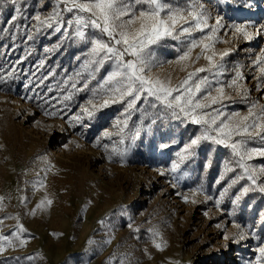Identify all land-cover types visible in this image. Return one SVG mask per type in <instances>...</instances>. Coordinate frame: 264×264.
I'll return each instance as SVG.
<instances>
[{
    "label": "rangeland",
    "instance_id": "1",
    "mask_svg": "<svg viewBox=\"0 0 264 264\" xmlns=\"http://www.w3.org/2000/svg\"><path fill=\"white\" fill-rule=\"evenodd\" d=\"M203 2L213 17L223 15L229 24H264V0H246L250 7H239L242 0H233L231 7L226 0ZM44 3L48 4L47 8L42 7ZM48 11H51L50 0H26L25 16ZM26 23L35 22L21 21L23 51L14 62L25 56L26 59L19 65L13 62L11 69L17 68L16 75L8 84L0 85V197L4 198L0 231L10 235L17 221L8 217L19 216L25 228L22 238L26 244L20 246L16 242L13 247H6L0 252V264H107L114 255L126 258V264H245L254 260L255 249L264 241L261 223L264 193L250 191L234 204L236 195L250 184L245 179L228 190L219 207L215 205L230 178L242 174L239 168L225 173L226 162L229 167H235L231 149L202 141L195 148L192 160L181 164L176 173L169 172L172 162L179 160L176 154L199 135L200 126L183 117L176 119L159 103L156 108L145 104L147 117L141 123L140 113L133 116L129 122L133 131L125 144L119 146L129 149L126 161L121 163L115 156L110 161L113 141L119 137L110 140L102 134L105 130L115 131L112 124L122 106L110 105L91 121L85 118L84 123L90 124L88 128L69 124V117L79 111L85 94L76 97L70 110L66 108L57 116L45 115L46 110H55L53 105L55 108L62 105L50 99L59 96L58 91L48 93L45 86L36 87L39 78L54 70L56 76L49 77L45 81L47 85L74 74L81 63L76 57L86 48L61 41L60 35L50 30L37 33L34 40L28 41L23 30ZM223 31L222 39L228 42L218 44L217 48L234 49L227 59L250 67L251 59L264 48V35L245 41L242 37L224 36ZM12 48H16L14 44ZM45 48L52 51L45 52ZM31 51H35L34 58L28 55ZM155 52L162 63L150 75L161 80L170 77L173 84L178 83L186 73L179 65L169 63L177 56L175 42L168 40L155 47ZM41 60L44 67L37 72ZM205 64L201 59L195 67ZM245 73L246 83L253 89L255 73L248 67ZM104 75L102 69L97 80ZM95 84L93 81L92 86ZM251 95L258 98L260 93L253 90ZM246 107L238 101L229 104L228 110L244 112ZM134 125L140 128L133 139ZM97 139L101 145H109V152L94 146ZM250 163L264 166V158L254 157ZM162 170L164 175L160 174ZM221 175L225 179L217 184ZM40 179L44 186L34 189L33 185ZM193 188H202L203 192L193 197ZM45 195L52 201L51 205L31 215ZM205 195L213 199L205 202ZM21 197L27 199L22 202ZM193 199L196 203H192ZM235 223L241 224L246 234V239L238 243L224 239V235L231 237L238 231ZM153 232L159 234L155 240L163 250L153 245ZM89 240L95 243L89 244Z\"/></svg>",
    "mask_w": 264,
    "mask_h": 264
},
{
    "label": "snow or ice",
    "instance_id": "2",
    "mask_svg": "<svg viewBox=\"0 0 264 264\" xmlns=\"http://www.w3.org/2000/svg\"><path fill=\"white\" fill-rule=\"evenodd\" d=\"M5 2L6 0H0V5ZM7 2L11 5L12 14L5 20L9 27H0V35L7 34L15 41L16 33L22 27L20 22L31 20L35 23L23 24L28 41L34 40L37 33L50 30L52 34H59L61 41H71L86 48V51L76 57L81 63L79 70L74 74L47 85L45 81L56 76L54 70L39 78L36 87L45 86L48 93L58 91L60 95L50 99L62 105L61 108H55L53 105L55 110H46L45 115L57 116L66 108L70 110V104L76 102V97L85 94L86 99L79 105V111L69 117V124L72 127L80 124L88 128L90 124L84 123L85 118L94 120L101 110L113 104H120L122 111L112 124L115 131L105 130L102 135L110 140L114 136L119 137L113 141L108 159L111 161L115 156L123 163L127 159L129 149L119 146L125 144L129 132L133 131L129 128V122L136 113H140L142 123L148 115L143 105L156 108L159 103L176 119L183 117L185 121L200 126L199 135L192 138L176 154L179 160L172 162L169 172L176 173L181 164L195 157V148L202 141H210L231 149L235 167H229L226 162L225 173L235 172L237 168L242 170V174L230 178L227 187L221 191V199L215 200L217 207L228 190L241 180L246 179L250 184L236 195L234 204L250 191L264 193V166L250 163L254 157L264 158V103H261L264 100V48L251 59L250 67L238 62L232 63L227 59L234 49L217 48L218 44L228 42L222 39L223 30H231L223 31L224 36L242 37L245 41H251L264 35V24H229L223 15L217 14L213 17L203 0H50L51 11L36 12L31 16L24 15L26 0ZM226 2L231 7L233 0ZM42 7L47 8L48 4L44 3ZM239 7L250 5L246 0H242ZM13 28L16 32H13ZM168 40L175 42L177 53L175 60L169 63L179 65L181 71L186 73L176 84L172 83L170 77L161 80L150 75L152 69L162 63L156 56L155 47L165 44ZM44 50L52 51L49 48ZM30 54L29 52L28 55ZM3 55L6 53L0 52V56ZM24 59L26 56L14 64L19 65ZM201 59L205 60L206 64L195 67ZM44 63L43 60L39 61L37 72L44 67ZM246 67L255 73L252 76L255 81L253 89L246 83ZM102 69L106 75L97 80V74ZM4 72L3 66H0V85L8 84L16 75L17 68L12 67L7 71V78ZM32 76L35 77L36 72H33ZM93 81H96L95 86H92ZM31 82L30 80L29 83ZM253 90L260 93L258 98H252ZM238 101L246 104V111L228 110L229 104ZM45 103L48 101L45 100ZM39 106L44 107L43 104ZM139 128L140 125H134L133 139L139 134ZM94 146L109 152V145H101L100 139L96 140ZM210 166L211 162L208 164V167ZM160 174L164 175L165 172L162 170ZM224 179L225 176L221 175L216 183L219 184ZM43 186V179L33 185L34 189ZM202 192V188L191 189L193 197ZM26 199L21 197L22 202ZM184 199L187 202L188 196L185 195ZM212 199V196L205 195V202ZM3 200L4 198L0 197V208L3 207ZM51 203L45 195L30 214L35 215L37 210ZM192 203H196V200L193 199ZM207 214L205 212V215ZM8 218L15 219L17 223L10 235L0 231V252L5 251L6 247H13L16 242L20 246L26 244L22 238L25 228L19 222L20 217ZM261 223L264 224V213L261 214ZM2 226L3 220H0V227ZM216 226L221 227L219 224ZM234 227L238 231L231 237L224 235V239L237 243L245 240L246 234L242 225L235 223ZM157 235L159 234L153 232V245L163 250L162 245L155 240ZM252 235L258 240L261 239L255 233ZM93 243L95 242L89 240V244ZM255 252L254 260L245 261V264H264V241ZM113 260H117V264H126V258H117L115 255L109 258L107 264H113Z\"/></svg>",
    "mask_w": 264,
    "mask_h": 264
},
{
    "label": "trees",
    "instance_id": "3",
    "mask_svg": "<svg viewBox=\"0 0 264 264\" xmlns=\"http://www.w3.org/2000/svg\"><path fill=\"white\" fill-rule=\"evenodd\" d=\"M12 14L10 3L6 2L3 5H0V27H9V25L5 24V20L10 17ZM21 23V22H20ZM13 32H16V29L13 28ZM17 34V39L12 41L10 36L7 34L0 35V52L6 53V55L0 56V66H3L5 69V78H7V71L11 70V65L13 64L16 55L19 54L20 51H23V33L22 27ZM13 44L16 48H12ZM6 46V47H5ZM31 57H35V51H31Z\"/></svg>",
    "mask_w": 264,
    "mask_h": 264
}]
</instances>
